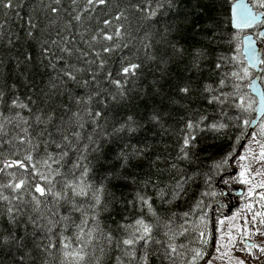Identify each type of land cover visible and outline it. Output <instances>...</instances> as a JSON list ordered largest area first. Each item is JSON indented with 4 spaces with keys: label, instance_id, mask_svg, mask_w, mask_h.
<instances>
[{
    "label": "trees",
    "instance_id": "1",
    "mask_svg": "<svg viewBox=\"0 0 264 264\" xmlns=\"http://www.w3.org/2000/svg\"><path fill=\"white\" fill-rule=\"evenodd\" d=\"M235 1L106 0L100 4L94 0L89 5L88 0H76L75 4L72 0H60L59 4L55 0H10L12 7L6 8L4 5L9 0H0V92L4 94L0 113L15 117L19 112L29 119L30 131H35L41 126L34 124L28 110L10 107L15 97L24 103H29L27 98L31 97L34 103H29V107L33 113L45 119L52 115L53 120L47 126L52 138L61 139L58 128L80 133L79 142H74L76 150L69 152L61 171H70L72 162L87 147L83 153L87 156L84 163L90 167L91 182L103 183L106 189L103 202L107 207L98 217L105 232L119 237V225L141 216L155 222L136 194L150 198L160 224L156 238L163 242L154 246L160 251L151 255L150 264H189L191 249L199 248L200 232L206 225L201 217H210L214 205L222 202L224 190L218 182L222 180L220 185L227 188L226 178L248 129L243 125V119L251 121L255 116L254 110L239 112L234 106L238 100L231 99L235 92L233 85L239 84V92L235 95H243L246 104L249 100L254 101L248 89V78L236 80L230 75L232 71L242 75V68L247 67L242 55L243 34L231 25V6ZM53 7L59 12L53 13ZM76 15L81 16L79 22L74 19ZM117 16L120 19H116ZM105 20L110 24L106 26ZM117 28L120 37L114 36L112 41H93V47H89L92 37L101 30L113 35ZM108 44L114 50L102 52V47ZM65 46L72 50L71 56L60 51ZM97 51L101 52L100 58L95 56ZM198 51L202 53L200 57L196 56ZM80 52L86 57H79ZM233 56L237 57L235 61L230 59ZM85 59L96 63H85ZM101 60L103 69L97 66ZM66 62L86 69L79 76L80 80L91 81V73H97L96 83L101 91L98 99H104L108 92H115L114 86L108 82V73L114 79L123 80L124 77L118 75L122 65L131 62L139 64L140 68L135 76L127 78L125 97L118 102H112L110 98L105 100L108 105L105 118L94 124L84 115V105H78L73 97L86 98V94L97 91L95 86L85 89L67 82L56 89L51 88L50 81H55ZM218 62L222 67H216ZM222 78L226 83L221 89L219 81ZM184 84L192 88L190 96L179 93L178 88ZM207 85L216 90V95L227 94L228 104L209 103L211 93L204 91ZM92 108L100 110V105L94 101ZM74 113L83 117V128L76 126ZM153 115L159 117L158 121L151 119ZM238 115L242 119L237 120ZM129 116L135 121V131L115 132L114 129ZM200 116L207 117V120L193 133L196 140L190 149V158L178 159L185 121ZM220 122L226 123L227 127L220 130L209 127ZM16 124L15 119L6 123L4 132L7 135H0V167L6 159H17V152L22 157L27 147L14 139L23 136ZM41 139H48L47 134ZM48 150L57 151L54 145ZM137 152L141 154H134ZM229 153L233 158L222 168H215V164ZM40 154H43L42 150ZM126 154L130 156L127 164L122 159ZM8 172L19 175L16 168L5 169V173H0V184L9 182ZM178 180L182 183L179 190ZM0 191L13 198L12 205L20 209L16 223H9L4 214L9 205L0 201V238L12 233L26 245L18 248L14 242L0 247V264H19L21 253L29 257L25 264H32V258L36 264L43 260L58 264L56 249L52 250V255L41 249L48 243L49 236L54 241L58 239L62 226L53 228L54 235L47 233L46 221L37 220L33 224L29 219L36 214L28 203L30 196L27 192L17 200L14 199L16 193L10 189ZM78 202L82 207H88V202L79 199ZM60 212L63 215L70 213L79 223L80 213L72 212L69 205L64 204ZM169 221L177 234L174 241L169 240L171 233L163 235L168 231L164 223ZM184 228L187 231L180 235ZM74 232V227L69 228L64 235L72 237ZM168 242L178 246L173 258L162 255ZM36 244H40L41 249H36ZM181 244L185 247H179ZM105 251L101 264H116L115 258L120 252L115 246ZM95 255L100 256L98 248ZM89 264H95L91 255Z\"/></svg>",
    "mask_w": 264,
    "mask_h": 264
},
{
    "label": "snow or ice",
    "instance_id": "2",
    "mask_svg": "<svg viewBox=\"0 0 264 264\" xmlns=\"http://www.w3.org/2000/svg\"><path fill=\"white\" fill-rule=\"evenodd\" d=\"M73 4L76 3V0H72ZM100 4L106 3V0H98ZM56 4L60 3V0H55ZM94 0H88V4L92 5ZM6 8L12 7V4L9 0L8 3L4 5ZM254 7L264 8V0H254ZM53 13H58L59 9L53 7L51 9ZM231 25L235 29H242L245 27L252 26L258 16L255 12L252 11L248 5L243 3V0L232 4L231 6ZM155 15V13H152ZM260 15L264 16V13ZM76 21L81 20L80 15L74 17ZM116 19H120L119 16ZM104 24L107 26L110 24V21L105 20ZM31 36L32 33L29 32ZM264 36V33H260ZM115 37H120V29L117 28L113 35H109L101 30L100 33L94 35L92 40L89 42V47L92 48L93 41H112ZM235 39V37H234ZM55 43V41H53ZM175 47V46H173ZM114 49L108 44L102 47V52L110 53ZM61 52L67 53L68 56H71L72 50L68 49L66 46L60 49ZM54 55V54H53ZM202 53L199 51L196 53L197 57H200ZM97 58L101 57V52H95ZM248 63L249 66H256L257 64H264V60L260 58V54L256 52L255 47L252 44L248 46ZM79 57H86V54L83 52L79 53ZM31 59V57H28ZM60 59H63L61 57ZM223 59V58H221ZM235 61L237 57L233 56L230 58ZM195 62V61H194ZM85 63L92 64L96 63L95 60L85 59ZM99 69L104 68L103 60L97 65ZM55 67V65H52ZM217 68L222 67L221 63L216 64ZM140 68V65L137 63H131L127 66L121 67L118 70V75L124 77L121 79L112 78V74L108 73V82L114 86L115 92L106 93L104 99H98L101 96V91L99 90V85L96 83L97 73H91V81L84 79L80 80L79 76L86 71L84 68H78L73 64L67 63L66 66L61 70L60 74L56 77L55 81H50L51 88L56 89L61 86V84L66 85L67 82L76 83L78 87L89 89L93 86L97 88V91L90 92L86 94L85 97H73L74 101L78 105H84V115L90 118L91 122L98 124L101 119L105 118V109L107 108V103L105 100L110 98L112 102H118L120 99H123L126 94L125 83L129 76H135L136 71ZM227 75V74H226ZM231 77L236 80L247 79L250 75L249 67L242 68L241 72L232 71ZM260 80L264 81V68L260 69L258 74ZM225 79L219 81V87L222 89L225 86ZM234 94L231 97L233 101L238 100L237 103H234V106L241 113L248 112L253 109V104L255 101L249 100L247 104L245 103V97L243 95L236 96L235 93L239 92L240 85L234 84ZM179 93L187 97L192 94V88L188 84L181 85L178 88ZM204 91L211 93L209 103H216L219 105H225L229 102V97L227 94L221 93V95L215 94V89L211 85H207L204 88ZM29 103H34L31 97L27 98ZM4 100L3 92H0V101ZM95 101L96 104L100 105V110H94L92 104ZM6 103V102H5ZM29 103H24L20 100L19 97H15L11 100L10 107L12 109L19 108L21 110H28L32 115L34 124L38 127L35 131H30V121L28 118L22 116L19 112L16 113L15 117H5L3 113H0V135H7L4 132L5 124L11 123L13 119L17 120L16 127L20 129L23 133V136H16L14 139L20 145H26L24 149V154L20 157L19 152L16 153L17 159L5 160L3 162V167H0V173H5V169L16 168L19 170V175L13 172L6 173L10 180L8 183L0 184V189H10L13 193H16L14 199L19 200L23 192H27L30 196L29 204L31 205V210L36 214L35 217H29L33 224L37 220L46 221V231L47 233H52L53 228L60 225L62 230L57 240H52L49 236L48 243L43 245L41 249L40 244H36V249H41L42 252L52 255V250L56 249L57 251V261L58 264H89V256L91 255L95 261V264H101L102 257L106 255V248H110L113 245L120 252V255L116 256V264H150L151 255L153 253L159 252L158 248H155V245H162V241L156 238V229L159 228V218L157 213L152 209L150 198H147L140 193H137V200L142 206L147 207L148 212L155 222L147 221L143 216L136 218L130 223H125L119 225L118 227L121 230V235L119 237H114L111 232H105L99 224V214L100 211L106 210L107 205L103 202V194L105 193V185L103 183L93 184L91 182L92 178L90 175V167L88 164L84 163L87 160V156L83 153L87 151V147L83 149L80 155L77 156L76 160L71 164V170L68 172H62L61 169L64 168L66 158L69 156L70 151H75L74 142L78 143L80 139L79 132H69L68 129L58 128L57 131L60 133L61 139L57 141L52 138V133L48 132L47 126L52 122V115H47L45 119L42 115H37L32 112V109L29 107ZM261 106L262 111H264V94L261 95ZM42 111V110H41ZM76 118V126L79 128L84 127L82 122L83 117L79 113L73 114ZM227 115V114H225ZM153 121H158L159 117L153 115L151 118ZM237 120L242 119L241 116L236 117ZM207 120V117L200 116L198 119L189 118L185 121L183 136L181 137V145L179 148L178 159H189L190 158V149L194 146L193 142L196 140V136L193 133L200 128L202 124ZM251 123L248 119H243V125L247 127ZM211 130H220L227 127V124L224 122L212 123L209 125ZM115 132H133L135 131V121L131 116L124 121L119 128L114 129ZM47 134L48 139H41ZM262 134H264V126H262ZM91 142V137H89ZM11 143V141H8ZM54 145L57 151L50 152L49 146ZM43 151L41 155L40 152ZM140 155L141 153H134ZM130 156L124 155L122 157L125 164L128 163ZM233 158V154H227L221 162L215 164V168L220 169L228 163L230 159ZM159 159V158H158ZM246 156H240L239 160H246ZM259 160L264 161V145L261 146V152L259 153ZM173 168L176 167L175 164L172 165ZM248 169L245 165H240V174L239 182L248 184L250 183L249 179H246V172ZM259 174V173H257ZM107 179V178H106ZM227 183V181H225ZM260 188H264V183L258 185ZM182 187L181 181H177V190ZM253 189L249 188V195H251ZM262 199H264V192L260 193ZM12 199L7 195L3 194V191H0V201H6L8 207L5 209V213L8 217L9 223H16L17 213L20 212V209L12 205ZM83 200L88 202V207H82L78 202ZM90 201V202H89ZM67 204L70 206L72 212L80 213L79 223L76 222L69 213L68 215H63L60 212V208ZM51 205V206H50ZM44 209L42 212L41 209ZM47 213V215H45ZM185 216L188 214L185 213ZM261 217H264V213H257ZM204 220V217H201ZM255 220V216L253 217ZM247 223V221H245ZM221 223H223L221 221ZM264 223V220L261 221ZM206 226V225H205ZM75 229L74 235L72 237L64 235L69 228ZM164 227L168 229L163 233L164 236L169 237L170 241H174L176 238V233L171 228V222H165ZM183 228V226H181ZM187 229L184 228L180 235H183ZM205 232H200L201 243L206 244L207 241L203 239ZM232 238L229 237V240ZM16 243L18 248L26 247L23 241L16 237L14 234L9 233L7 236L0 238V247H7L13 243ZM249 247H259L257 245H248ZM179 247H185L184 245H179ZM99 250L100 256L95 255V249ZM91 250V251H90ZM219 252V248L216 249ZM261 251H264V248H261ZM178 246L173 242H168L167 246L163 249V257L173 258L174 254H177ZM192 257L189 264H198L199 261L203 260V264H212V254L202 251L200 248L191 249ZM29 257L21 253L19 257V264H25L26 259ZM32 264H36L35 259L32 258ZM41 264H49L47 260L41 261ZM239 264H245L244 261H240Z\"/></svg>",
    "mask_w": 264,
    "mask_h": 264
},
{
    "label": "rangeland",
    "instance_id": "3",
    "mask_svg": "<svg viewBox=\"0 0 264 264\" xmlns=\"http://www.w3.org/2000/svg\"><path fill=\"white\" fill-rule=\"evenodd\" d=\"M249 1L253 6L254 0ZM254 9L260 12L263 8L254 7ZM249 73L248 80L250 83L253 72L250 70ZM262 84L264 86V81H262ZM262 126H264V119L234 161L232 168L236 169L235 177L226 179V185L233 188V191L242 189L244 196L238 199L240 207L231 216L221 215L217 220L216 249L219 248V252L215 250L212 264H239L240 261H244L245 264H264V251H261V248H264V223H261L264 217L256 215L257 213H264V199L260 196L264 189L258 186L264 183V161L259 160L261 146L264 145ZM240 156H246L247 159L240 161ZM241 164L248 169L246 172V179L250 180L248 184L239 182ZM250 187L253 189L251 195H249ZM254 216L255 220H253ZM204 223L206 226L203 229V232H205L203 239L207 243L202 244L200 238L199 248L202 251L209 252L206 247L210 245L211 240L210 217L206 216ZM229 237L232 239L229 240ZM246 241H250L259 247H248Z\"/></svg>",
    "mask_w": 264,
    "mask_h": 264
},
{
    "label": "water",
    "instance_id": "4",
    "mask_svg": "<svg viewBox=\"0 0 264 264\" xmlns=\"http://www.w3.org/2000/svg\"><path fill=\"white\" fill-rule=\"evenodd\" d=\"M239 2V0H236L235 3ZM243 3L248 5L250 8H252V11L255 12L258 16V19L256 20V22L250 26V27H245L242 29H235L236 31H250L252 28H254L256 25L258 24H262L263 28L261 30V33H264V16L260 15L263 12H257L254 7L252 6V4L249 2V0H243ZM232 14V13H231ZM261 39H263V42L261 44L258 43V41L255 39V37L252 34H248L246 36L243 37L242 39V55L244 57V60L246 62L247 67H249V70H251L253 72V78L250 80L249 83V92L251 94V96L255 99L256 103L254 106V118L251 120V123L248 125V129L246 134L244 135V137L241 140V144L237 153L238 157L240 155V153L242 152L243 148L245 147V145L249 142V140L251 139V137L253 136L254 132L257 130V128L259 127V125L261 124L262 120L264 119V111H262V106H261V95L264 94V86L262 84V80L259 79L258 74L260 72V69L263 68L262 64H257L256 66H249L248 63V56H247V52H248V46L249 44H252L255 49L256 52L258 54H260V58L263 60V56H264V36L260 35ZM233 173H232V177L235 175L236 173V169L232 168ZM222 180H219L218 182V186L224 190V186L220 185ZM233 194H231L230 198L232 200L231 204L228 205V207L226 209L223 208V206L220 203H217L214 205V207L211 210V220H210V230H211V236L213 239L212 242V246L211 249L209 250L208 253H211L213 255L214 250H215V244H216V221H215V209L218 208L220 214H222L223 216H229L232 214V212L234 211V209L237 207V204L234 203L235 199H238L242 196H244V191L242 189H237L235 191L232 192ZM248 245H252L251 242L247 241ZM203 264V262L201 263Z\"/></svg>",
    "mask_w": 264,
    "mask_h": 264
},
{
    "label": "flooded vegetation",
    "instance_id": "5",
    "mask_svg": "<svg viewBox=\"0 0 264 264\" xmlns=\"http://www.w3.org/2000/svg\"><path fill=\"white\" fill-rule=\"evenodd\" d=\"M250 2V1H249ZM260 12H263L264 13V8L262 9V11ZM263 28V25L262 24H258L256 25L254 28H252L250 31H240L242 34H243V37L248 35V34H252L255 39L258 41L259 44H261L263 42V39H261L260 37V33H261V30ZM263 60H264V56H263ZM262 67H264V64H262ZM232 170L231 172L229 173L228 177L227 178H234L235 175L232 177ZM236 174V173H235ZM226 178V179H227ZM225 187V186H224ZM264 189V188H263ZM233 188H231L229 185H227V188H224V192H223V199H222V202L220 203L224 209H226L228 207V205L231 204L232 200L230 198L231 194H233ZM239 199V198H238ZM238 199H235L234 200V203L237 204V207L234 209V211L240 207L239 205V202H238ZM234 211L232 212V214L234 213ZM211 214V213H210ZM231 214V215H232ZM214 215H215V221H216V243H217V220L220 218V216L222 214H220L219 212V209L216 208L215 209V212H214ZM229 215V216H231ZM223 216V215H222ZM211 217V216H210ZM211 231V230H210ZM212 242H213V239H212V236H211V240H210V245H208L206 248L208 249V251L211 249V246H212ZM250 242V241H249ZM252 243V242H251ZM246 245L248 246L247 244V241H246ZM252 245H254V243H252ZM249 247V246H248ZM215 250H216V244H215ZM215 250H214V253H215ZM208 253V252H207ZM213 253V255H214ZM212 255V257H213ZM203 262V260L199 261L198 264H201Z\"/></svg>",
    "mask_w": 264,
    "mask_h": 264
}]
</instances>
